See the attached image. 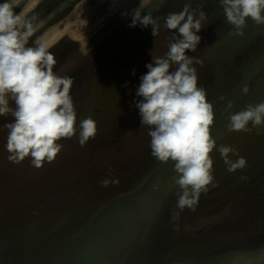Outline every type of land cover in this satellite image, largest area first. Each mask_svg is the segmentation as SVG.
Returning <instances> with one entry per match:
<instances>
[{"label":"rangeland","instance_id":"rangeland-1","mask_svg":"<svg viewBox=\"0 0 264 264\" xmlns=\"http://www.w3.org/2000/svg\"><path fill=\"white\" fill-rule=\"evenodd\" d=\"M140 4L41 0L24 17L34 18L28 47L36 40L51 47L62 38L78 45L81 58L66 60L59 74L74 79L77 135L59 140L61 152L41 168L31 157L10 162L6 143L0 145V264H264V220L254 217L264 197V123L228 130L231 113L264 102V24L248 18L238 35L220 0H145L142 15L160 25L155 37L151 25L129 26ZM185 4L197 16L205 13L197 50L186 55L214 108L216 148L212 183L193 208L181 211L174 162L151 155L136 92L146 65L164 57L179 36L164 27L165 18ZM206 4L213 7L209 16ZM207 65L213 76L204 75ZM89 117L97 133L81 146L79 123ZM221 145L235 150L229 160L244 157L246 166L229 172Z\"/></svg>","mask_w":264,"mask_h":264},{"label":"clouds","instance_id":"clouds-1","mask_svg":"<svg viewBox=\"0 0 264 264\" xmlns=\"http://www.w3.org/2000/svg\"><path fill=\"white\" fill-rule=\"evenodd\" d=\"M220 3L228 23L237 30L235 34H243L240 30L248 18L264 24V0ZM144 7L145 0H141L140 6L132 10L129 26L151 25L156 37L160 25L150 14L142 15ZM190 7L185 4L182 11L169 13L165 18L164 27L175 30L179 36L171 38L164 57H154V62L146 65L148 72L141 77L136 92L143 97L136 107L142 125L150 128L151 155L163 163L174 162V180L181 189L176 207L181 211L193 208L201 192L212 183L214 162L210 153L216 148L210 134L214 108L206 99V91L198 87L193 58L186 55L189 50H197L201 37L196 33L202 29L205 13L200 11L197 16ZM13 8L10 0L0 3V116L15 118L3 125L7 130L5 147L10 162L20 163L31 157V164L41 168L61 152L59 140L77 135V113L71 96L74 79L54 72L57 61L46 42L36 40L35 47L27 46L34 32V18L25 19L21 13L15 14ZM173 65L177 66L174 71ZM241 91L246 95L248 86L243 85ZM10 100L15 107L10 106ZM232 108V101H228L226 110ZM228 119L229 131H246L250 122L259 126L264 123V102L247 105L231 113ZM96 133L95 121L90 117L83 119L79 123V144L84 146ZM218 151L229 172L246 166L244 157L235 162L228 159L229 153L235 151L233 148L221 145ZM109 183L105 179L101 186L107 187Z\"/></svg>","mask_w":264,"mask_h":264},{"label":"flooded vegetation","instance_id":"flooded-vegetation-1","mask_svg":"<svg viewBox=\"0 0 264 264\" xmlns=\"http://www.w3.org/2000/svg\"><path fill=\"white\" fill-rule=\"evenodd\" d=\"M34 12V11H33ZM31 14V13H30ZM50 51L55 56L57 64L54 68V72H57L58 74L61 73L62 68L65 66L66 60L69 58L72 60L74 59L75 55H77L79 58L81 56L78 54V45L74 42L67 41L66 39H60L57 41L54 45L50 47ZM10 106L15 107L14 101L10 100ZM14 117L11 115L8 116H0V145L5 144L7 142V130L3 129V125L6 123L14 122ZM3 129V130H2ZM9 154V153H6ZM2 160V156H1Z\"/></svg>","mask_w":264,"mask_h":264},{"label":"crops","instance_id":"crops-1","mask_svg":"<svg viewBox=\"0 0 264 264\" xmlns=\"http://www.w3.org/2000/svg\"><path fill=\"white\" fill-rule=\"evenodd\" d=\"M10 2L12 3L13 5V11L17 8V7H20V10L16 13V14H22V17H26L27 15H29L30 13H32L37 7L38 5L40 4L41 0H33L32 2V6H34L32 9H29L28 10V7L27 5L29 4L28 3V0H19L18 2H14V0H10Z\"/></svg>","mask_w":264,"mask_h":264},{"label":"trees","instance_id":"trees-1","mask_svg":"<svg viewBox=\"0 0 264 264\" xmlns=\"http://www.w3.org/2000/svg\"><path fill=\"white\" fill-rule=\"evenodd\" d=\"M212 10H213L212 5L211 4H206V16H209L211 14ZM204 75L213 76L211 67L209 65H207L205 67ZM207 82H209V84H210L212 82V80L211 81L208 80ZM262 200H263L262 207L258 208L257 211H255L254 217L257 220H261V219L264 220V197L262 198Z\"/></svg>","mask_w":264,"mask_h":264}]
</instances>
